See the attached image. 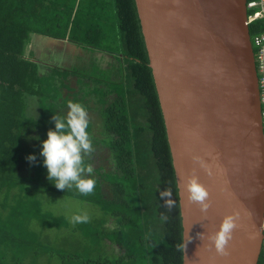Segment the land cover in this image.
I'll list each match as a JSON object with an SVG mask.
<instances>
[{"label":"trees","instance_id":"16d2710c","mask_svg":"<svg viewBox=\"0 0 264 264\" xmlns=\"http://www.w3.org/2000/svg\"><path fill=\"white\" fill-rule=\"evenodd\" d=\"M108 10L112 12L105 13ZM111 14L113 40L103 23ZM262 29L264 18L249 25L252 37ZM33 32L56 38L68 35L93 54H113L120 61L121 78L107 77L104 86L98 78L90 83L86 76L77 77V85L86 80V93L79 100L80 86L75 92L69 76L87 67L53 65L44 70L34 54L27 53ZM29 96L37 97L39 113H34ZM69 101L80 102L87 110L101 106L97 113L102 124L93 120L88 132L103 126L99 138L90 136L107 141L111 159L93 168L96 186L91 194H81L75 186L64 189L98 205L104 219L73 226L90 246L61 250L49 246L43 233L35 234L34 222L60 229L68 219L42 210L40 198L33 194L54 185L47 180L44 159L40 160L42 142L49 129L55 130L53 114L65 115ZM30 155L34 162L27 159ZM93 159L85 157V164L92 165ZM167 187L176 201L171 212L166 209L167 198L160 197ZM2 191L0 264H183V252L176 247L183 243L179 189L136 0H0ZM165 214L166 221L161 219ZM262 248L264 258V243Z\"/></svg>","mask_w":264,"mask_h":264},{"label":"water","instance_id":"95a60500","mask_svg":"<svg viewBox=\"0 0 264 264\" xmlns=\"http://www.w3.org/2000/svg\"><path fill=\"white\" fill-rule=\"evenodd\" d=\"M179 189L183 264H257L264 242V132L247 0H136ZM210 193L202 213L187 178ZM211 172V174H209ZM240 213L229 255L207 235ZM199 233L204 234L200 239Z\"/></svg>","mask_w":264,"mask_h":264},{"label":"clouds","instance_id":"9594fccd","mask_svg":"<svg viewBox=\"0 0 264 264\" xmlns=\"http://www.w3.org/2000/svg\"><path fill=\"white\" fill-rule=\"evenodd\" d=\"M250 38L255 57L254 40L251 34ZM255 63L258 74L256 58ZM67 107L68 111L65 115L53 114L52 120L55 123V130H48L47 139L42 142L41 155L44 157L43 163L47 168L48 179L54 183L57 189L64 191L66 187L75 186L81 194L88 195L94 191L96 186V179L92 175L93 167L91 164H85V157L94 152L92 139L88 132L89 115L86 106L80 102L69 101ZM27 159L34 162L35 156L30 155ZM185 189L188 201L197 204L202 213H207L211 207L210 193L205 185L200 182L195 172L187 178ZM172 195V189L169 187L160 192L161 198H167L165 205L169 212L176 204V201L170 198ZM161 219L166 221L168 216L162 215ZM240 219L239 212L225 215L216 232L207 235L209 245L215 248L217 254L229 255L228 245L233 238L234 231L240 227ZM89 221L90 217L87 213L74 214L70 220L73 224L88 223ZM198 235L201 240L205 238L202 233ZM191 239L189 236L185 242L177 244V250L185 252L187 242ZM261 256L260 253L257 264H260L264 259Z\"/></svg>","mask_w":264,"mask_h":264},{"label":"rangeland","instance_id":"374dc122","mask_svg":"<svg viewBox=\"0 0 264 264\" xmlns=\"http://www.w3.org/2000/svg\"><path fill=\"white\" fill-rule=\"evenodd\" d=\"M112 12L111 10L106 11L105 13H109ZM113 19V14H111V16L109 17V19L107 18L106 20L103 21L104 24L108 25V27L106 28L109 32V37L110 39H116L115 38V34L112 31H109V27H113V24L111 23ZM110 25V26H109ZM79 58V57H78ZM86 59V58H85ZM83 59L81 62V64H84L83 66H86L87 69L85 68H80L82 72L74 73V76H69L70 80H71V84L72 86L75 87V92H78L79 86H80V91L82 92V94L79 95V100H81L82 97H84L85 95V81H89L90 83H96V82H92L93 79L98 78V80L102 81V83L107 84V77H110L114 80H119L121 78V65L120 62H118V60L115 58V56L111 53H106V52H96L93 57H90L89 55H87V59L85 60ZM90 59H93L90 61ZM77 60V59H74ZM72 60V62H69L68 64H74L75 61ZM80 60V59H79ZM74 61V62H73ZM80 63V61H79ZM70 65V66H71ZM79 64H76V66L78 67ZM47 68H44V70H46ZM43 71V70H42ZM78 75V76H77ZM80 76H86V80L84 79H80L78 85H77V77ZM78 86V87H77ZM65 88V87H64ZM67 90V89H65ZM70 92H72L70 90ZM77 94V93H76ZM94 96V95H93ZM93 96L90 97L91 101L93 99ZM112 96V95H110ZM30 97V101L33 100L35 102H37V97L36 96H29ZM36 97V98H35ZM89 98V97H88ZM87 101V100H86ZM93 101H95L93 99ZM93 103V102H92ZM91 103L92 107L93 104ZM95 106V105H94ZM100 105L97 104V106H95L94 109L92 110H88V115H89V123H92V125L96 124H102L101 123V115H99L97 112L100 109ZM60 111V108H58ZM68 111V107H64L63 112H65L64 114H66ZM35 113V112H34ZM31 113V114H34ZM30 116H34V115H30ZM93 120H95V123L93 122ZM101 128H103V126H96L94 127V129L91 131H89V133H91V135H101ZM92 139V145L94 148V152L90 155L91 157L95 158L93 159L94 161L92 162V166L93 168H95L98 163L100 162H104V163H108L111 159V151L110 148H108L107 146V141L103 140L99 141L96 139L95 136H90ZM105 137V135H102V138ZM99 138V136H98ZM98 144V145H96ZM95 153V155H94ZM44 159L43 157L40 158V160ZM38 160V159H37ZM46 168V167H45ZM46 172H47V168H46ZM95 172V170H94ZM48 176V173H47ZM33 182L32 185H34L33 183L35 182V179L32 178ZM48 182L50 181L49 179H47ZM50 186L45 188L42 187V189L38 192L33 194L36 195V197L40 198L41 200V208L42 210L46 211L48 210L50 213L54 214V215H60V214H64L67 219H68V225L65 227H61L60 229L57 228V226H52V227H47L46 225H42L39 224L37 221L34 222V226H35V234L39 235L40 233L42 234V237L44 238L45 242L49 245V246H54L56 248L59 249H66V250H72L74 248H80L82 247H86L87 243L88 246L91 245V243H89L90 241H84L82 238L83 235L80 233V231H74L72 228L73 226H75V224L71 223V217L74 214H80V213H87L90 217V221L91 220H96L98 222H100L101 220L104 219V213L102 211V209L99 208V206L94 205L93 202L89 201V200H85L79 197H72L70 195L67 194V192L64 191H59V190H55L56 187L54 185H51V183H49ZM15 192V190H14ZM4 191H2V193L0 194V200H4ZM34 202V201H33ZM107 224H112V222H108ZM45 231V233H44ZM45 234V235H44ZM43 245V244H42ZM110 245V244H109ZM44 246V245H43ZM115 246V247H114ZM114 249H119V245H114ZM46 247V246H45ZM78 248V249H79ZM110 248V247H108ZM115 249V250H116ZM43 257V258H42ZM45 256L42 255L41 259H45ZM33 258V257H32ZM30 260L29 258L26 259V261ZM40 262H44L45 260H39Z\"/></svg>","mask_w":264,"mask_h":264},{"label":"crops","instance_id":"0c3cea01","mask_svg":"<svg viewBox=\"0 0 264 264\" xmlns=\"http://www.w3.org/2000/svg\"><path fill=\"white\" fill-rule=\"evenodd\" d=\"M27 51L28 54L29 52L33 53L35 59H38L41 62V66L46 67L47 69L48 66L51 67L53 65L72 67L76 66V64H79V66H83L84 64H81V61L85 58L87 59V55L93 57L95 54H93L84 46L71 41L68 35L56 38L38 32H33L30 34V43L28 45ZM72 60H74L75 63L72 65L68 64L69 62H72ZM91 60L93 59H90V61ZM30 102V104L33 105L32 107L35 108L34 112L36 111V113H39L38 102L33 100Z\"/></svg>","mask_w":264,"mask_h":264},{"label":"built area","instance_id":"2783aa9c","mask_svg":"<svg viewBox=\"0 0 264 264\" xmlns=\"http://www.w3.org/2000/svg\"><path fill=\"white\" fill-rule=\"evenodd\" d=\"M247 24L249 25L255 20L264 18V0H247ZM255 46V58L257 61L260 100H261V114L264 130V29L253 36ZM264 229V218H263ZM260 264H264V259Z\"/></svg>","mask_w":264,"mask_h":264},{"label":"bare ground","instance_id":"6f19581e","mask_svg":"<svg viewBox=\"0 0 264 264\" xmlns=\"http://www.w3.org/2000/svg\"><path fill=\"white\" fill-rule=\"evenodd\" d=\"M258 82H259V79H258ZM260 89V88H259Z\"/></svg>","mask_w":264,"mask_h":264}]
</instances>
